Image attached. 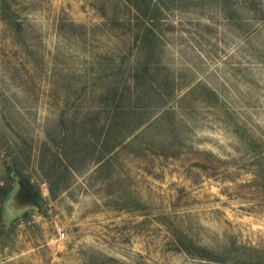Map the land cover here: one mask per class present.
I'll list each match as a JSON object with an SVG mask.
<instances>
[{
	"label": "rangeland",
	"instance_id": "1",
	"mask_svg": "<svg viewBox=\"0 0 264 264\" xmlns=\"http://www.w3.org/2000/svg\"><path fill=\"white\" fill-rule=\"evenodd\" d=\"M257 262L264 0H0V264Z\"/></svg>",
	"mask_w": 264,
	"mask_h": 264
},
{
	"label": "water",
	"instance_id": "2",
	"mask_svg": "<svg viewBox=\"0 0 264 264\" xmlns=\"http://www.w3.org/2000/svg\"><path fill=\"white\" fill-rule=\"evenodd\" d=\"M20 185L22 188L26 189V195H28V197L31 199V201L37 205H39V200L37 195L35 194V192L30 188V186H28V184L21 178L19 179ZM23 193H21V197H22Z\"/></svg>",
	"mask_w": 264,
	"mask_h": 264
},
{
	"label": "trees",
	"instance_id": "3",
	"mask_svg": "<svg viewBox=\"0 0 264 264\" xmlns=\"http://www.w3.org/2000/svg\"><path fill=\"white\" fill-rule=\"evenodd\" d=\"M17 173L21 176V178L28 184V186H30V188H32V190L35 192V194L37 195V196H39V193L33 188V186L31 185V183H30V180L27 178V177H25V175L21 172V171H19V170H17ZM9 192V190H7V193ZM256 264H260L259 262H257Z\"/></svg>",
	"mask_w": 264,
	"mask_h": 264
}]
</instances>
